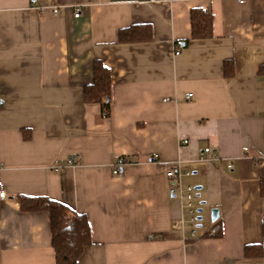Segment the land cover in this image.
<instances>
[{
  "label": "crops",
  "instance_id": "1",
  "mask_svg": "<svg viewBox=\"0 0 264 264\" xmlns=\"http://www.w3.org/2000/svg\"><path fill=\"white\" fill-rule=\"evenodd\" d=\"M196 7L212 10L210 39L192 37ZM139 22L152 39L120 43ZM97 59L109 116L84 96ZM262 65L264 0H0V264H56L49 212L22 211L19 195L87 216L77 264H264L244 256L264 245ZM169 167L209 217L195 238L174 227Z\"/></svg>",
  "mask_w": 264,
  "mask_h": 264
},
{
  "label": "trees",
  "instance_id": "2",
  "mask_svg": "<svg viewBox=\"0 0 264 264\" xmlns=\"http://www.w3.org/2000/svg\"><path fill=\"white\" fill-rule=\"evenodd\" d=\"M191 30L194 39H210L214 35V15L210 9L196 7L190 11ZM120 43H133L149 41L153 37L152 27L149 23H136L125 26L119 31ZM93 80L84 87L85 100L89 103L102 105L104 116H109L112 111L111 89L112 76L110 69L104 62L97 59L93 61ZM232 60H226L224 71H232ZM259 72L264 74V65L259 67ZM261 194L264 196V177L260 181ZM20 209L24 212L47 210L50 215L52 244L55 251L56 264H77L78 259L85 252V248L93 243L90 232V222L83 213H78L61 201L36 196L16 197ZM264 231V224L262 227ZM214 236L223 234L218 219L214 225ZM264 245L248 244L244 250L245 257H261Z\"/></svg>",
  "mask_w": 264,
  "mask_h": 264
},
{
  "label": "built area",
  "instance_id": "3",
  "mask_svg": "<svg viewBox=\"0 0 264 264\" xmlns=\"http://www.w3.org/2000/svg\"><path fill=\"white\" fill-rule=\"evenodd\" d=\"M237 1L244 3L246 0H237ZM53 12L58 13L59 12L58 7H54ZM80 13H81V9L75 8V17H79ZM178 53L179 51H176V54ZM186 142L187 140L185 141V143ZM245 150H248V148L246 147ZM204 151L208 154L209 159L214 158L213 151L210 147L206 148ZM73 163H74L73 158L67 160L68 165H72ZM62 166L63 165L59 161H57L56 165L54 166V169L58 171L62 168ZM230 166H232V164H230ZM113 174L114 175L122 174V164H119L114 168ZM166 174L168 175L169 179L173 181L172 183H170L168 188L172 207L174 209L179 210L180 212V216H179L180 218L175 220L174 227L182 231L184 229H188L189 232L188 237L195 238L197 236V229L201 223L198 217L199 215H201V213L199 212L200 207L196 203L197 188H195L191 184H188V186H183L180 181L182 175L177 174V172L172 167H169ZM6 197L7 195L5 189L2 186H0V199ZM211 233L213 235L215 232L212 231Z\"/></svg>",
  "mask_w": 264,
  "mask_h": 264
},
{
  "label": "water",
  "instance_id": "4",
  "mask_svg": "<svg viewBox=\"0 0 264 264\" xmlns=\"http://www.w3.org/2000/svg\"><path fill=\"white\" fill-rule=\"evenodd\" d=\"M205 202L203 201L202 205L204 204ZM199 212L202 213L203 212V208H200L199 209ZM211 216H212V220L214 222H216L218 220V218L220 217L219 216V209L217 208H214L211 210ZM199 217V220L202 221L203 220V217L201 215L198 216Z\"/></svg>",
  "mask_w": 264,
  "mask_h": 264
},
{
  "label": "rangeland",
  "instance_id": "5",
  "mask_svg": "<svg viewBox=\"0 0 264 264\" xmlns=\"http://www.w3.org/2000/svg\"><path fill=\"white\" fill-rule=\"evenodd\" d=\"M202 216L204 217L203 220L201 221V224H202L203 227H201L199 230L204 229V227H205L207 224H210L209 217H207V215H206L205 213H203Z\"/></svg>",
  "mask_w": 264,
  "mask_h": 264
}]
</instances>
